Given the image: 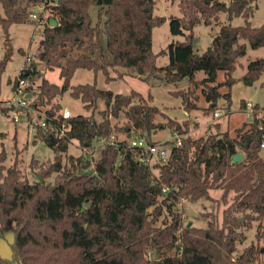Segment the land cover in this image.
Listing matches in <instances>:
<instances>
[{
  "label": "trees",
  "instance_id": "16d2710c",
  "mask_svg": "<svg viewBox=\"0 0 264 264\" xmlns=\"http://www.w3.org/2000/svg\"><path fill=\"white\" fill-rule=\"evenodd\" d=\"M155 4V0H0V28L6 39L12 25L34 21L29 16L35 9L50 11L38 58L45 68H58L62 81L57 86L42 79L36 90L38 105L54 118L45 130L35 129V139L54 153L53 161L36 173L39 181L22 179L17 161L5 167L6 154L0 153V229L14 227L12 260L0 258V264H253L261 253L250 246L237 258L233 255L236 244L244 240L235 213L242 214L248 225L257 222V238L264 245V159L260 157L264 119L259 116L260 108L254 104L251 122L236 129L234 137L226 132L194 140L186 137L180 148L170 149L164 164L151 166L139 161L145 153L131 147L129 141L143 138L154 144L151 136L166 128L186 135L187 122L183 123L186 128L172 120L159 123L156 118L163 114L151 106V98L145 100L135 91L124 96L99 90L95 78L102 73L109 82L110 72L125 70L145 82L155 79L176 85L186 79V91L171 92L182 98L184 111L213 113L222 99L228 111L235 84L232 74L246 54V45L240 41L253 49L263 47L264 25L253 28L249 24L254 11L251 0H230L228 4L178 0L182 18H170L169 31L183 41L167 47L169 63L159 68L158 55L152 52V30L166 19L154 15ZM91 8L96 9L95 22L89 14ZM221 13L229 21L242 17L244 25L221 26L210 46L201 55L195 54L194 27L212 25ZM37 16L41 21L42 15ZM51 18L57 22L55 27L49 26ZM7 63V57L0 60V96ZM78 69L92 72L94 82L70 86ZM197 72L205 77L197 80ZM25 73L20 72L16 79L30 81L40 75L35 69ZM218 73H223L221 82H217ZM263 73V61H251L241 81L251 86ZM30 83L28 89L35 95ZM66 92L90 115L71 114L65 138L58 140L52 129L59 125L62 108L53 101ZM199 98L206 108H199ZM99 101L105 107L102 111H98ZM239 110H246L244 101ZM121 116L125 124L117 126ZM114 134L124 138L117 141ZM102 139L107 144L98 149L91 173L76 172L73 160H69L73 169L66 170L62 159L69 144L90 148ZM236 153L243 159L232 164ZM87 163L80 168H87ZM52 176L54 182L47 183ZM213 189L221 190L223 199L228 193L235 195L221 224L211 220L203 229L183 227L172 210L174 205L179 200L212 202L209 191ZM164 208L170 222L155 227Z\"/></svg>",
  "mask_w": 264,
  "mask_h": 264
},
{
  "label": "rangeland",
  "instance_id": "374dc122",
  "mask_svg": "<svg viewBox=\"0 0 264 264\" xmlns=\"http://www.w3.org/2000/svg\"><path fill=\"white\" fill-rule=\"evenodd\" d=\"M228 4L230 0H219ZM155 12L154 15L159 17H164L166 21L160 27H156L152 30V52L157 54V67H165L169 63V55L167 52V47L176 41H183L181 37H174L170 34L169 31V21L170 18H182V14L178 8V0H155ZM250 6L254 9L252 16L249 18L248 22L253 28H259L264 25V0H251ZM50 11L43 10L41 7L38 8L37 15H42V20L38 21V18L35 21H30L21 25H12L8 31V39L2 29L0 28V60L4 57L8 58V63L5 69V72L1 80V99L5 100L10 97V92L8 91V82L18 77L20 74V67L24 65L25 58L27 55L30 57V61L34 63V67L30 64L29 69H35L37 72H40V75H34L31 77L30 82H32L34 90H37L40 82L43 80L48 81L51 84L61 86L62 81L59 76L60 70L58 68L47 69L45 68L42 61L38 58L40 40L42 35V29L44 26V21L50 18ZM90 16L93 21H96V9L91 8L89 11ZM38 17V16H37ZM231 25L232 27H238L244 25V20L242 17L233 18L228 20L226 14L221 13L218 16V21L213 22L210 26H205L203 24H198L193 29V52L197 55H201L211 44L212 38L214 35H217L219 29L223 25ZM35 28L38 30V33H35L36 36L34 40H31V36ZM241 43H244L247 46L246 54L244 57L238 60V65L235 71L232 74V78L235 79V84L231 87L230 90V115L221 114L218 120L220 123H217L218 120H215L205 126L200 125L213 116V113H205L204 110L184 111L182 105V98L180 96L174 95L171 92L178 90H187L186 79L180 83L166 84L161 80H151L149 82L143 81L132 74L126 73L125 70H119L118 73L110 72V78L112 79L109 82H105V77L102 73H99L95 78L96 86L99 90L111 91L113 94L128 95L131 91L139 93L145 100H150V104L153 107H157L163 114V116H158L156 121L159 123H167L168 120L176 121L186 128L183 123L187 122V131L186 135H180L173 130L168 128L164 130H158L154 133L151 138L155 143H164L167 144V149H171L175 140H183L186 137L191 139H198L206 137L208 135L220 136L223 133H228L230 137L235 136V130L238 129L244 123H250L252 117L248 119V113L245 111H240V102L244 101L247 103L258 104L262 111H264V73L260 76L259 80L253 85L248 86L241 81V78L246 73L247 64L251 61L261 59L264 63V46L253 49L250 47L248 42L241 40ZM29 51V52H28ZM28 52V53H27ZM118 74H121L119 76ZM205 77L203 72H197L195 78L201 80ZM223 81V73H218L217 82ZM94 82L93 73L87 70L78 69L75 71L72 79L70 80V86L86 85L92 84ZM224 93L227 92L226 89L222 90ZM36 93V92H35ZM36 97L32 102H40L38 94H35ZM54 104H58L62 109L68 110L72 116L82 115L89 116L90 112L85 111L82 108V104L78 99H74L70 96L69 92H66L61 97L54 99ZM225 105L224 100H219L218 106L222 108ZM197 105L199 107H204L202 98H199ZM45 109V107H42ZM103 102H98V111L104 109ZM220 110V109H219ZM259 110V116L261 114ZM98 111L95 113L96 119L101 120V116L98 115ZM193 115L198 117L206 116L202 119L201 123L197 122L195 118H190ZM224 115V116H223ZM251 116V115H250ZM264 119V112L262 116ZM189 118V119H188ZM117 121L111 120V123L114 124ZM117 126L125 124L124 118H121L116 123ZM29 127V126H28ZM30 128V127H29ZM222 129L220 133L219 129ZM32 130V129H31ZM16 133L17 143L13 139V135ZM117 141L124 138L121 134L113 135ZM28 131L26 127V121H22L18 124H14L10 119H8L4 114L0 113V153L2 151L6 154V160L3 163L5 167L13 165L12 160L17 161L18 167L21 172L22 179L28 181L29 183H34L39 181L36 173L39 172L40 166H45L51 163L54 159L53 151L48 148L43 142L35 147H31L30 151H24V148L27 146V141L29 140ZM134 140V138L132 139ZM20 149V150H19ZM30 155H34L31 157ZM260 157L264 159V148L260 151ZM98 158V150L95 153H84L81 150L80 146L77 143L72 142L69 144L68 152L63 155L62 164L66 167V170L73 169L69 160H73L76 172L91 173L92 166L94 161ZM34 160V161H33ZM77 160V161H76ZM80 160V161H78ZM32 162V163H31ZM87 163V168H80ZM33 166L32 169L30 167ZM155 165L154 163L150 164ZM154 174H157L158 170H152ZM47 183L54 182V176L46 180ZM210 197L214 200L212 202L207 200H200L197 202H188L185 200H179L172 210L175 214L179 215L180 221L183 227L189 228H206L209 221H214L216 224L220 225L222 222L223 212L232 204L235 195L233 193H228L226 197L221 198V190H210ZM235 217L239 218V223L242 225L238 232H241L244 235V240L240 243H237L235 246L234 258H237L242 252L253 246L254 248L261 249V253L257 256L256 261L253 264H264V245L257 238V222H252L248 225L246 218L239 213L234 214ZM170 215L166 209H163V214L155 223V227H162L165 223L170 222ZM191 223L190 227H187L188 223ZM249 226V227H248ZM14 232V229H1L0 238L7 243V238L12 237L11 234ZM14 234V233H13ZM11 239V238H10ZM6 246V245H5ZM152 257V254L149 255Z\"/></svg>",
  "mask_w": 264,
  "mask_h": 264
},
{
  "label": "built area",
  "instance_id": "2783aa9c",
  "mask_svg": "<svg viewBox=\"0 0 264 264\" xmlns=\"http://www.w3.org/2000/svg\"><path fill=\"white\" fill-rule=\"evenodd\" d=\"M37 10H34V13L30 14V20L37 19ZM35 33H38V30L35 28L31 39L34 40L36 36ZM42 38V35H41ZM31 64L29 55L26 56L24 65L20 68V72H26L28 66ZM31 85L30 81L24 79H16L12 83L11 87V97L7 100L0 102V113L4 114L8 119H10L14 124H18L21 121H26L28 126L35 130L37 128L45 130L48 126H51V122L54 118L49 117L46 114V110L43 109L37 102H32L34 99V94L28 88ZM30 94V98L26 96ZM35 104L36 106H33ZM254 104L247 103L245 112L249 115L248 119L252 117ZM251 115V116H250ZM59 125L54 126L55 137L58 140H63L65 138V132L68 129L67 120L71 117V113L68 110L62 109L60 112ZM214 118L220 117L219 112L213 114ZM112 139H114L112 137ZM113 141L111 142V144ZM107 142L102 139L96 145L90 148H81L84 153H95L100 147L106 145ZM129 145L133 148H138L145 153V156L142 157L139 161L146 164L159 163L164 164L167 161L169 156L170 149H167V146L164 143H154L148 144L143 138L134 139L129 141ZM173 148L181 147V140L178 138L175 140ZM261 148H264V141L261 144Z\"/></svg>",
  "mask_w": 264,
  "mask_h": 264
},
{
  "label": "crops",
  "instance_id": "0c3cea01",
  "mask_svg": "<svg viewBox=\"0 0 264 264\" xmlns=\"http://www.w3.org/2000/svg\"><path fill=\"white\" fill-rule=\"evenodd\" d=\"M215 36V35H214ZM214 36H213V38H214ZM212 38V39H213ZM32 40V39H31ZM246 50H247V46H246ZM29 52V51H28ZM27 52V53H28ZM32 66L34 67L35 65H34V63L32 62ZM21 68V67H20ZM32 70H34V69H29L28 68V70L26 71V72H28V74H29V72L30 71H32ZM35 70H36V68H35ZM19 71H20V69H19ZM37 71V70H36ZM39 74H40V72H38ZM17 78V77H16ZM15 78V79H16ZM15 79H13V80H11V81H9L8 82V91L10 92V97H11V87H12V83H13V81L15 80ZM33 89H34V87H33ZM35 92H37L36 90H34ZM9 97V98H10ZM36 97V95H34V98ZM9 98H7V99H9ZM1 99V98H0ZM7 99H5V100H7ZM1 101H4V100H2L1 99ZM219 102V101H218ZM225 103V102H224ZM206 104V103H205ZM223 105V104H222ZM259 108H260V106L258 105V104H256ZM207 107V104H206V106H204V107H199L200 109H204V108H206ZM217 111H215V112H219V114L221 115V114H224L225 115V113L226 114H228L227 116H228V118H229V115H230V109L227 111L226 110V106L225 105H223L222 106V108H220L219 106H218V104H217ZM220 109V110H219ZM260 110H261V108H260ZM195 111H198L196 114H198L199 112H201L200 110H195ZM264 111H262L261 110V116H262V113H263ZM187 113V112H186ZM188 114V116H189V113H187ZM223 115V116H224ZM207 117H210V120H208V121H206V122H204V123H201V121H202V119H204V118H206V116H201V117H198L197 115H193L192 117H190V118H195L196 120H197V122H199V123H201L200 125H202V126H205L206 124H209V123H211L212 124V122L213 121H215V120H218V118H214L213 116H207ZM189 119V118H188ZM22 122V121H21ZM217 123H220V120H218V122ZM26 127H27V131H28V136H29V140L27 141V146L24 148V151H30L31 149V147L33 148V147H35V146H37L38 144H39V142L40 141H38V140H36L35 139V130H31V128H29L28 127V124H27V122H26ZM219 131H220V133H222V129L220 128L219 129ZM226 131V130H225ZM225 131H223V132H225ZM16 133H14V135H13V139L15 140V142L17 143V139H16ZM30 149V150H29ZM20 150V149H19ZM31 157H34V159L36 158L34 155H30ZM36 160V159H35ZM15 162V160H12V162L11 163H14Z\"/></svg>",
  "mask_w": 264,
  "mask_h": 264
},
{
  "label": "water",
  "instance_id": "95a60500",
  "mask_svg": "<svg viewBox=\"0 0 264 264\" xmlns=\"http://www.w3.org/2000/svg\"><path fill=\"white\" fill-rule=\"evenodd\" d=\"M56 24H57V22L53 18L49 19V26L50 27H55ZM25 75H28V72H26ZM26 97L30 98V94H28ZM242 159H243L242 155L240 153H236L234 156L231 157V163L237 164V163L241 162ZM86 207H88V205H86ZM239 221L240 220H238V222ZM190 225H191V223L189 222L187 224V227L189 228ZM12 228L14 229V227H12ZM13 233L11 234V236H12V237H10L11 239L7 238V240H8L7 243L0 238V258L1 259H5L8 261L12 260V251H11L10 246L13 244V239H14ZM0 235H1V229H0Z\"/></svg>",
  "mask_w": 264,
  "mask_h": 264
}]
</instances>
